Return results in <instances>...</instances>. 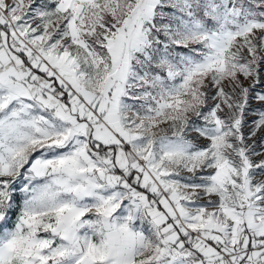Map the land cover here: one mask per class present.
I'll return each instance as SVG.
<instances>
[{
  "label": "snow or ice",
  "instance_id": "obj_1",
  "mask_svg": "<svg viewBox=\"0 0 264 264\" xmlns=\"http://www.w3.org/2000/svg\"><path fill=\"white\" fill-rule=\"evenodd\" d=\"M0 264H264V0H0Z\"/></svg>",
  "mask_w": 264,
  "mask_h": 264
}]
</instances>
